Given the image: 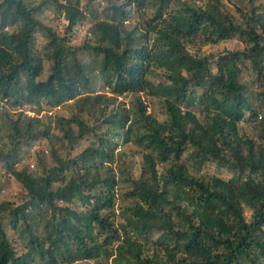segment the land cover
<instances>
[{"label": "trees", "instance_id": "1", "mask_svg": "<svg viewBox=\"0 0 264 264\" xmlns=\"http://www.w3.org/2000/svg\"><path fill=\"white\" fill-rule=\"evenodd\" d=\"M91 1L0 0V164L25 195L0 202V264H264V11L250 7L236 20L221 0H178L174 10V0ZM44 12L66 32L88 21V64L37 18ZM229 39L244 48L188 50ZM88 73L104 91L91 89ZM64 103L68 116L49 125L38 116ZM37 140L48 143L50 163L38 173L15 168L19 147ZM129 142L140 150L137 177L112 167ZM206 163L231 174L189 172Z\"/></svg>", "mask_w": 264, "mask_h": 264}, {"label": "rangeland", "instance_id": "2", "mask_svg": "<svg viewBox=\"0 0 264 264\" xmlns=\"http://www.w3.org/2000/svg\"><path fill=\"white\" fill-rule=\"evenodd\" d=\"M187 2L189 4H202L205 0H180ZM222 4L225 8L230 12V14L236 20H240L239 13L241 11L247 10L250 7L256 6L258 9H262L264 11V0H221ZM83 3V1H82ZM91 4L96 6L97 4H101L104 6L107 4V0H92ZM98 6V5H97ZM179 7L178 0H174L170 3L169 10H174L175 8ZM152 9H145L146 15L151 14ZM133 14L132 17L127 22L126 27L131 29L136 22L137 19ZM37 18L40 19L41 22L50 26L57 35H66L68 37L67 45L71 49H76L77 59L82 64L89 63V55L87 51L81 49L83 44H92L91 36L87 34V27L89 25L87 20L82 21L81 23L77 24L72 31L66 32L65 30V22L63 19L54 15L50 12H44L42 14H38ZM35 44L37 48L41 49L44 45V38L39 33L36 34ZM197 45L188 46V50L190 52H196L197 54H205V53H218L222 50H242L244 45L235 39L224 40L218 42L216 44L211 45H203L199 49ZM48 66L49 61L45 60L43 62L42 74L39 79H44L48 74ZM89 79L91 80V89L94 92H102L105 88L102 86V82L93 74H87ZM251 76L247 72H242L240 74V81L244 82L247 86V90H253ZM125 102L130 99L129 95L121 96ZM142 99L147 104V112L153 115L158 120L164 119V114L162 112L161 104L152 97L142 95ZM30 106H24L22 109L28 111V114H32L30 111ZM71 110L70 103H64L59 107L52 108L50 110H43L41 111L38 116H40L43 121L49 125V121L54 114L68 116ZM239 130L240 132L246 134L248 137H255L256 129L252 126V124L246 122L239 123ZM86 145L85 141H81L76 149H74L71 154L75 153L76 151L80 150L82 147ZM18 151V158L19 162L16 164L15 168L24 167L30 170L31 172L38 173L40 172L41 168L45 167L46 164L50 163V156H49V145L45 140H37L32 142L29 145L20 146ZM140 150L139 148L133 144L132 142L125 143L123 145H119L116 150V158L115 162L112 164L114 168L115 174L118 176H125L129 175L132 177H137L140 169ZM192 175L200 178H206L207 176L217 175L222 178H228L231 174V171H228L224 168H217L212 163H206L203 167L199 169V171H189ZM24 191L20 184L13 179L11 175L5 172V168L0 164V202L1 201H10L13 204H18L24 199ZM122 202L116 200L114 206V214L115 218L114 221H118L119 217H117L118 211ZM249 210L244 209V216L248 218ZM5 231L10 237L12 235V231L5 227ZM33 264H40L39 262H34ZM75 264H93L91 261H78Z\"/></svg>", "mask_w": 264, "mask_h": 264}]
</instances>
